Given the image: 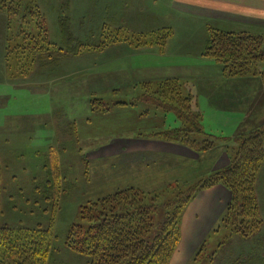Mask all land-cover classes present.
I'll use <instances>...</instances> for the list:
<instances>
[{"label": "rangeland", "instance_id": "obj_1", "mask_svg": "<svg viewBox=\"0 0 264 264\" xmlns=\"http://www.w3.org/2000/svg\"><path fill=\"white\" fill-rule=\"evenodd\" d=\"M0 2L8 3L7 0ZM36 6L45 17L52 42L62 43L60 25L70 15L69 26L74 36L90 43L91 47L64 59L54 57L55 60L42 58L40 54L44 51L38 52V58L24 54L18 62L20 57L12 58V55L20 50L25 33L36 32L35 26L22 25L19 16L7 14L6 7L0 10V74L3 75L0 76V88L4 93L0 98V228L49 230L52 242L50 264H88L89 256L66 246L71 225L81 223L83 206L124 191L127 195L122 194L121 200L128 204L134 196L147 201L155 199L162 208L153 215L155 225L151 232L154 235L167 216L162 204L195 188V196L191 199L188 196L185 202L188 203L181 213V228L183 218L190 217L191 204L200 199L203 191L219 185L226 190L227 207L209 243L195 249L189 264H228L224 246L229 244H242L247 258L254 253L255 243L262 245L264 252V159L256 172L254 187L251 189L250 186L248 193L257 202V211L252 216L243 215L245 225L242 227L235 222L234 225L228 216L232 191L222 183L208 184L212 174L237 157L242 141L264 128L262 76H229L224 64L201 56L200 52H192L194 58L190 61L173 59V66L158 68L165 72L161 78L133 83L132 86H139L135 89L126 88L123 78L117 85L109 82L88 84L87 75L101 74V71L84 53L121 42L134 46L124 41L135 35L134 30L123 29L118 36L120 41H116L112 23L107 19H88L84 27L78 18L83 6L81 0H23L20 15L30 14L31 8ZM106 21L108 24L103 26ZM168 29L173 31L170 40L174 30ZM196 37L202 39L201 35ZM156 44L153 40L146 46ZM163 48L160 47L161 52H164ZM168 54L172 58L173 50ZM258 69L264 70L263 62L258 64ZM169 79L178 80L183 93L194 96L189 106L201 115L205 131L192 138L200 144L162 138L161 132L179 127L181 122L174 109L166 111L143 98L144 85L151 83L153 86L150 84L147 89L149 94L160 95L158 85ZM68 84L70 99L61 98L59 93L50 97L52 86L67 88ZM80 85L90 86L89 107L82 102V93L73 92ZM127 107H132L134 114L141 112V118L138 115L127 119L118 114ZM136 121L144 124L160 122L161 126L143 129L141 124L135 125ZM126 137L144 141L138 147L125 144L107 147ZM52 149L58 158L60 177L57 180L51 166ZM251 171L255 170L251 168L249 173ZM252 221H256V225ZM235 227L241 230L237 231ZM235 237H238L236 243L232 240ZM178 246L169 264L179 252ZM247 258L246 264H255L253 258ZM261 258L257 260L264 264V253Z\"/></svg>", "mask_w": 264, "mask_h": 264}, {"label": "trees", "instance_id": "obj_2", "mask_svg": "<svg viewBox=\"0 0 264 264\" xmlns=\"http://www.w3.org/2000/svg\"><path fill=\"white\" fill-rule=\"evenodd\" d=\"M7 1V4L0 2V10L6 7L8 15L12 13L19 16L22 25L35 26L36 29L35 33L24 34L26 36L22 44L20 43V50L12 55V58L20 57L18 62L22 60L24 54L38 58V52L44 51L40 54L42 58L55 60L59 57L62 59L64 56L80 54L91 47L90 43L74 36L68 17L63 19L60 25L62 43L59 45L50 40L45 17L37 6L31 8L30 14L20 15L19 10L23 7V0ZM28 16L31 18L28 19ZM172 35L173 31L164 28L149 33V36L136 35L124 41L139 47L156 40L163 48ZM118 36L119 34L116 33V41H120ZM202 55L224 64L229 76L258 74L264 79V70L258 69V64L264 63V33L227 32L210 28ZM13 68L15 69L14 66ZM150 84L144 85L143 98L150 99L166 111L174 109L181 122L179 127L161 132L162 138L179 140L185 144L197 143L192 137L194 134L204 133L205 129L201 115L193 112L189 106L194 96L191 93L185 95L178 80L169 79L160 83L158 85L160 95L149 94L147 89L152 85ZM168 92L174 94L173 97L167 96ZM50 154L52 172L54 179L57 180L60 177L58 158L53 149ZM263 159L264 128H260L242 141L237 157L229 165L212 174L208 182L211 186L222 183L232 191L233 203L231 202L228 208V216L231 222L233 224L235 222L239 227L245 225L244 214L252 216L253 212L257 211L258 204L248 193L249 187L251 186L252 189L256 182V172ZM251 168L255 170L251 171L252 174L249 173ZM193 190L194 187L191 188L192 192H189L190 190L185 194L181 192L174 199L162 204L165 206L167 216L161 221L162 223L160 222L154 235L151 232L155 225L153 215L162 208L155 199L147 201L141 196H134L131 198L132 203L128 204L124 199L121 200L122 194L127 195L124 191L115 197L108 196L100 201H94L95 203L91 202L83 206L81 223L71 225L66 246L70 250L89 256L88 264H169L181 239V213L188 203H185L188 201L187 198L191 199L195 196L196 191ZM127 192L130 193V190ZM252 222L254 225L257 223ZM236 227L235 230H241ZM49 236V230L41 228L18 230L10 227L0 228V264H50L52 242Z\"/></svg>", "mask_w": 264, "mask_h": 264}, {"label": "crops", "instance_id": "obj_3", "mask_svg": "<svg viewBox=\"0 0 264 264\" xmlns=\"http://www.w3.org/2000/svg\"><path fill=\"white\" fill-rule=\"evenodd\" d=\"M81 3L83 6L80 7L78 18L83 26L88 19L98 18L103 21L105 19L110 21L114 28V34H120L126 28L134 30V36L168 27H172L174 30V37L167 42L164 52L160 51L158 44L156 46L135 47L127 42H121L112 44L106 49H97L88 54L84 53L89 57L88 60L91 58L94 65L99 67L101 71V74H88V84L109 82L117 85L123 78L126 88L135 89L139 86L134 87L132 86L133 83L150 79L158 80L161 75L165 74L163 70L158 68L167 65L173 66L174 60L177 62L181 58L186 62L187 60L190 61L191 58H194L192 52H200L199 55L202 56L210 28L227 32H264V0H81ZM68 17L72 19L70 15ZM107 24L106 21L103 26ZM198 35H201L202 39H197L196 36ZM171 49L173 54H170L172 58H169L167 55ZM103 68H105V72L102 73ZM150 68L155 69L150 70ZM174 70L172 73L176 75ZM119 72L120 74H117ZM0 76L3 75L0 74ZM118 77L121 78L118 79ZM69 86V84L67 88L62 85L52 86L50 97L52 98L55 93H59L61 98L70 99L67 95L70 92ZM73 92L82 93L84 96L82 102L89 107L90 104H87V99L89 94H92L90 86L80 85ZM3 94V90L0 88V98ZM123 110L118 114L125 115L124 117L127 119H133L134 116L138 115L139 118L142 116L141 112L134 114L132 107ZM136 122L135 125L141 124L143 129L161 126L160 122H153V124ZM117 141L108 144L107 147L123 146L124 144L135 147L141 144L144 139L126 137L117 139ZM199 198L190 206V217H184L182 220L181 242L177 249L179 252L175 254L170 264H189L195 256L194 252L198 249L197 247L209 243V238L219 225L223 210L229 201L226 190L219 185L209 191H203ZM237 239L238 237H235L232 240H235L236 243ZM261 246L260 244L257 246L255 243L254 253L247 258L242 244L225 245L228 264H246V258H253L255 264H261L258 262V260L263 259L261 253L264 252Z\"/></svg>", "mask_w": 264, "mask_h": 264}]
</instances>
